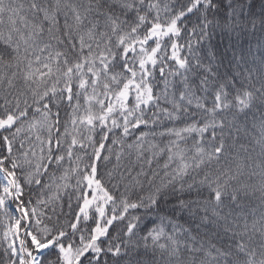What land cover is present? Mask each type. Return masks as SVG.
Returning a JSON list of instances; mask_svg holds the SVG:
<instances>
[{
    "label": "snow or ice",
    "instance_id": "6c2138e0",
    "mask_svg": "<svg viewBox=\"0 0 264 264\" xmlns=\"http://www.w3.org/2000/svg\"><path fill=\"white\" fill-rule=\"evenodd\" d=\"M0 264H264V0H0Z\"/></svg>",
    "mask_w": 264,
    "mask_h": 264
},
{
    "label": "trees",
    "instance_id": "16d2710c",
    "mask_svg": "<svg viewBox=\"0 0 264 264\" xmlns=\"http://www.w3.org/2000/svg\"><path fill=\"white\" fill-rule=\"evenodd\" d=\"M260 41H261V35L259 32H256L255 34L252 33L245 34L240 39V43L242 45L244 46L251 45L254 52L257 50V45ZM213 43L217 44L220 47V49H223L224 46L228 43V41L219 37H213ZM181 223H183V221H181ZM185 227H187V225H185Z\"/></svg>",
    "mask_w": 264,
    "mask_h": 264
}]
</instances>
